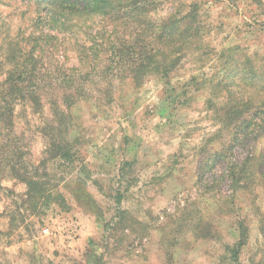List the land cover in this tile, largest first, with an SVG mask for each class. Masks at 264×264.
Wrapping results in <instances>:
<instances>
[{
	"label": "rangeland",
	"instance_id": "obj_1",
	"mask_svg": "<svg viewBox=\"0 0 264 264\" xmlns=\"http://www.w3.org/2000/svg\"><path fill=\"white\" fill-rule=\"evenodd\" d=\"M190 3L198 7L204 67L190 56L169 83L149 77L140 87L117 85L112 100L83 99L71 109L72 162L40 163L46 108L18 115L15 130L29 170L64 202L27 197L26 185L0 160V264H264V187L237 192L229 204L228 181L211 182L225 164L210 173L202 167L217 129L206 105L210 84H191L177 95L190 75L197 82L204 74L206 80L221 75L237 45L236 58L255 54L264 63V0H158L153 16L184 13ZM46 20L45 7L0 0L1 37L62 35ZM75 58L70 52L68 64ZM234 153L241 157L240 149ZM5 154L1 147L0 158ZM236 217L249 229L239 263L230 261L225 247L234 242Z\"/></svg>",
	"mask_w": 264,
	"mask_h": 264
},
{
	"label": "trees",
	"instance_id": "obj_2",
	"mask_svg": "<svg viewBox=\"0 0 264 264\" xmlns=\"http://www.w3.org/2000/svg\"><path fill=\"white\" fill-rule=\"evenodd\" d=\"M26 1L45 7L49 29L62 35L30 32L21 39L0 36V149L6 153L0 160L26 185L27 197L63 203L60 194H52L29 170L33 166L24 160L15 130L18 115L27 108L33 113L46 108L50 117L41 129L47 138L46 155L40 163L45 165L48 159L72 162L75 154L69 135L76 124L72 107L92 94L95 100L101 96L112 100L113 88L123 82L140 87L155 77L169 83L171 74L188 57L197 56L202 68L208 57L198 53L203 38L196 3L188 4L184 13L173 11L155 17L158 0ZM81 21L89 23L83 26ZM237 49L238 45L229 50L230 62L223 63L221 75L206 80L204 74L201 82L197 75H190L177 93L186 94L184 89L191 84H210L211 98L206 99V105L217 129L209 137L212 149L202 167L210 173L218 163L225 164L211 182L228 181L231 206L237 192L264 187V63L255 54L236 58ZM70 52L76 55L75 65L68 64ZM203 56L204 60L199 59ZM236 149H240V158ZM123 213L119 211L118 216ZM263 222L261 218L264 235ZM234 223V242L225 247L230 261L239 263L249 229L242 218L236 217ZM207 229L210 236L216 234L209 225Z\"/></svg>",
	"mask_w": 264,
	"mask_h": 264
},
{
	"label": "built area",
	"instance_id": "obj_3",
	"mask_svg": "<svg viewBox=\"0 0 264 264\" xmlns=\"http://www.w3.org/2000/svg\"><path fill=\"white\" fill-rule=\"evenodd\" d=\"M43 232H49V228L45 227L42 229Z\"/></svg>",
	"mask_w": 264,
	"mask_h": 264
}]
</instances>
